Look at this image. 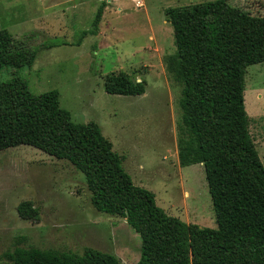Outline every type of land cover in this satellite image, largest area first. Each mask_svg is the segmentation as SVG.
Here are the masks:
<instances>
[{"label": "rangeland", "instance_id": "1", "mask_svg": "<svg viewBox=\"0 0 264 264\" xmlns=\"http://www.w3.org/2000/svg\"><path fill=\"white\" fill-rule=\"evenodd\" d=\"M212 0H0V30L35 52L16 75L32 94L55 90L73 123H95L133 185L154 196L165 214L200 228L216 229L200 164L180 167L177 140L180 83L168 69L175 52L164 12ZM264 17V0H225ZM102 12L96 35L90 28ZM77 44V45H76ZM124 72L144 84L140 96L108 95L103 76ZM10 70H0V81ZM248 131L264 167V63L243 75ZM29 201L36 221L22 220L15 207ZM138 235L120 217L96 212L83 176L64 160L26 146L0 151V264L15 248L52 249L80 255L91 248L134 264Z\"/></svg>", "mask_w": 264, "mask_h": 264}, {"label": "trees", "instance_id": "2", "mask_svg": "<svg viewBox=\"0 0 264 264\" xmlns=\"http://www.w3.org/2000/svg\"><path fill=\"white\" fill-rule=\"evenodd\" d=\"M102 7L77 44L96 35ZM164 15L175 47L168 69L181 85L177 161L202 166L216 229L165 214L151 192L132 184L95 123H73L55 90L32 94L16 74L31 66L35 52L6 30H0V70L8 68L10 77L0 81V151L26 145L69 163L83 176L91 207L124 219L138 235L134 264H264V167L243 107L244 70L264 63V17L225 0L167 8ZM102 89L140 96L144 84L116 72L103 76ZM15 211L22 220L38 218L29 201ZM3 258L8 264H118L91 248L80 255L15 248Z\"/></svg>", "mask_w": 264, "mask_h": 264}]
</instances>
